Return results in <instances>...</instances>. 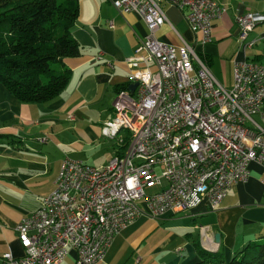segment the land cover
Returning <instances> with one entry per match:
<instances>
[{"label":"built area","instance_id":"built-area-1","mask_svg":"<svg viewBox=\"0 0 264 264\" xmlns=\"http://www.w3.org/2000/svg\"><path fill=\"white\" fill-rule=\"evenodd\" d=\"M162 2L181 12L201 45L211 42V23L225 12L223 6L215 12L211 0L111 2L147 31L135 50L141 55L125 60L127 84L135 87L115 93L112 116L102 123L110 132H100L117 140L129 128L132 145L101 167L64 158L52 190L14 226L21 256L3 253L0 264H62L69 250L74 264H97L119 231L140 215L154 218L200 203L214 211L234 184L247 180L249 163L264 170V67L234 62L231 85L222 87L190 45L154 38L165 23ZM260 20L256 13L235 17L241 50L251 47L246 37ZM150 187L155 191L146 195Z\"/></svg>","mask_w":264,"mask_h":264},{"label":"crops","instance_id":"crops-1","mask_svg":"<svg viewBox=\"0 0 264 264\" xmlns=\"http://www.w3.org/2000/svg\"><path fill=\"white\" fill-rule=\"evenodd\" d=\"M112 1L76 0L77 15L70 32L78 55L62 59L68 79L56 98L22 104L0 85V255L21 256L14 226L32 214L52 190L64 158L99 167L120 151L98 143L106 138L100 129L112 116L115 93L124 87L127 90L125 60L141 55L135 50L147 31L134 14L116 12ZM212 1L225 12L211 23V42H194L181 12L164 2L159 7L165 23L153 36L172 46L181 41L190 45L214 79L229 88L234 62L246 59L264 64V0ZM243 13L261 16L246 37L253 45L244 51L236 42L234 22ZM259 125L264 128V120ZM101 149L103 159L93 164ZM247 172V180L234 184L214 211L200 203L154 218L140 215L119 231L97 264H193L198 250H219L227 261L247 243L263 239L264 170L249 163ZM138 206L144 211L142 202ZM214 235H218L217 242ZM74 258L69 250L62 264H74Z\"/></svg>","mask_w":264,"mask_h":264},{"label":"trees","instance_id":"trees-1","mask_svg":"<svg viewBox=\"0 0 264 264\" xmlns=\"http://www.w3.org/2000/svg\"><path fill=\"white\" fill-rule=\"evenodd\" d=\"M76 15V0H0V85L19 103H46L64 89L68 70L61 61L78 55L70 32ZM197 255L193 264H264V238L227 261L219 250Z\"/></svg>","mask_w":264,"mask_h":264},{"label":"rangeland","instance_id":"rangeland-1","mask_svg":"<svg viewBox=\"0 0 264 264\" xmlns=\"http://www.w3.org/2000/svg\"><path fill=\"white\" fill-rule=\"evenodd\" d=\"M100 131H101V129H100ZM117 137H118V139H123V143H121V144H118L117 142H118V139L116 140V139H113V140H108V139H106V138H102L103 140H99L98 141V143L99 144H103V145H101L103 148H106L107 146H111V145H113V146H116V147H118L119 149H124L125 148V146H126V144H127V137H128V134H127V131H120L119 133H118V135H117ZM109 143V144H108ZM96 145H98V147L99 148H101L100 147V145L99 144H97V143H95ZM104 144H106V145H104ZM109 149V148H108ZM105 153H106V150H105ZM103 155H104V152H103V150L101 149L100 151H98L95 155H94V157H93V164H97L98 162H100L102 159H103ZM112 158V157H111ZM110 158V159H111ZM92 163V160L90 161V164ZM107 163V161L103 164V165H105ZM88 165V164H87ZM103 165H101V166H103ZM88 166H90V165H88ZM101 166H99V167H101ZM155 191V188L154 187H150V188H146V189H144V192H145V194L147 195V194H150V193H152V192H154Z\"/></svg>","mask_w":264,"mask_h":264},{"label":"bare ground","instance_id":"bare-ground-1","mask_svg":"<svg viewBox=\"0 0 264 264\" xmlns=\"http://www.w3.org/2000/svg\"><path fill=\"white\" fill-rule=\"evenodd\" d=\"M211 7L213 8V10L215 12H222L220 10V7L218 6V4L215 1L211 0ZM253 45V42L251 41V46ZM261 65L264 67V64L261 63ZM122 131H127L128 134V144L127 146H131L132 145V132L129 130V128H122ZM101 132H110V125L109 124H103L101 126Z\"/></svg>","mask_w":264,"mask_h":264},{"label":"water","instance_id":"water-1","mask_svg":"<svg viewBox=\"0 0 264 264\" xmlns=\"http://www.w3.org/2000/svg\"><path fill=\"white\" fill-rule=\"evenodd\" d=\"M135 87V84H131L127 86V91H132ZM214 241L217 242L218 241V235H214L213 237Z\"/></svg>","mask_w":264,"mask_h":264}]
</instances>
